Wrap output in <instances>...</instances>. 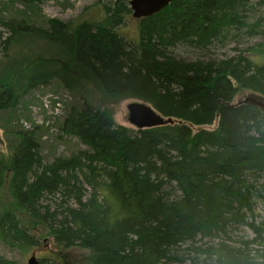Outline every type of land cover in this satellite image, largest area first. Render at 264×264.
Masks as SVG:
<instances>
[{"label": "trees", "instance_id": "obj_1", "mask_svg": "<svg viewBox=\"0 0 264 264\" xmlns=\"http://www.w3.org/2000/svg\"><path fill=\"white\" fill-rule=\"evenodd\" d=\"M95 8L103 20L0 19V112L56 82L71 96L60 133L85 147L44 163L36 129L15 133L0 243L24 257L42 240L41 264H264V64L171 52L264 38V0H172L139 20L136 43L115 31L126 0ZM126 100L171 123L116 124Z\"/></svg>", "mask_w": 264, "mask_h": 264}, {"label": "rangeland", "instance_id": "obj_2", "mask_svg": "<svg viewBox=\"0 0 264 264\" xmlns=\"http://www.w3.org/2000/svg\"><path fill=\"white\" fill-rule=\"evenodd\" d=\"M99 2L101 4H110L115 2V0H34L32 6L19 1L0 0V19L4 21L9 19L22 20L25 17L31 22L35 21L39 23L47 19L69 22L76 20L82 15L84 18L90 20H103L99 9L95 8ZM140 19L133 18L130 12L129 15L125 16L123 24L115 27V31L126 41L136 43L139 40L138 25ZM0 31L5 34L4 36L8 34L2 26H0ZM34 46L33 44L25 45L24 43L23 48L25 50L29 47L34 49L43 48L41 44H35ZM208 51L209 53L205 56L203 55V58H200L198 53L183 47H176L171 52L177 59L186 62L199 60L202 62L219 63L242 54L247 55L255 64H264V38L260 36L254 38L244 37L238 43L228 42L222 47L216 46L210 48ZM63 91L66 90L61 88L56 82L51 85L38 86L20 98L15 108L0 112V155H6L7 151L10 150L15 133L20 130L24 131V128L15 126L14 123L22 121L23 123L27 122L31 124L33 120L45 123L48 119L44 105L51 107L53 104L51 97L60 93L64 94L65 92ZM131 102L133 100H126L115 106L113 109V119L116 124L135 129L127 121L126 106ZM68 107L69 104L65 103L62 116L53 120L51 126L45 127L43 125L35 128V135L39 144V156L44 163L51 162L59 156L68 157L79 149L85 148L75 138L63 137L60 133L59 123ZM243 231L248 237H251V234L247 230L243 229ZM246 235L242 234L241 236L244 237ZM46 249L44 242L41 240L36 248H32V251L23 257L18 249H9L0 243V257L13 261L16 264H26L31 254H34L38 259ZM81 252L84 253V251ZM82 254L69 252L68 257L80 260L83 258Z\"/></svg>", "mask_w": 264, "mask_h": 264}, {"label": "water", "instance_id": "obj_3", "mask_svg": "<svg viewBox=\"0 0 264 264\" xmlns=\"http://www.w3.org/2000/svg\"><path fill=\"white\" fill-rule=\"evenodd\" d=\"M121 1V0H115ZM135 19L146 18L159 13L166 8L172 0H126ZM127 121L135 129H149L164 125L171 120H164L148 105L133 101L126 106ZM26 264H41L34 254L27 259Z\"/></svg>", "mask_w": 264, "mask_h": 264}, {"label": "built area", "instance_id": "obj_4", "mask_svg": "<svg viewBox=\"0 0 264 264\" xmlns=\"http://www.w3.org/2000/svg\"><path fill=\"white\" fill-rule=\"evenodd\" d=\"M51 99L53 101L51 107L44 105V109L48 119L45 123L42 121L33 120L31 124L27 122L23 123L22 121H18L14 124H16V126L18 127L24 128L23 130H31L33 127H41L43 125L45 127L51 126L53 120H55L56 118H60L62 116L64 110V104L69 103L71 98L70 95L65 92L64 94L62 93L56 94L52 96Z\"/></svg>", "mask_w": 264, "mask_h": 264}, {"label": "bare ground", "instance_id": "obj_5", "mask_svg": "<svg viewBox=\"0 0 264 264\" xmlns=\"http://www.w3.org/2000/svg\"><path fill=\"white\" fill-rule=\"evenodd\" d=\"M163 10V9H162Z\"/></svg>", "mask_w": 264, "mask_h": 264}]
</instances>
